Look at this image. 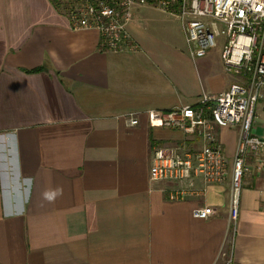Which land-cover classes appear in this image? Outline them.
I'll return each mask as SVG.
<instances>
[{"label": "crops", "instance_id": "crops-1", "mask_svg": "<svg viewBox=\"0 0 264 264\" xmlns=\"http://www.w3.org/2000/svg\"><path fill=\"white\" fill-rule=\"evenodd\" d=\"M125 29L131 48L103 50L52 0H0V264H264V151L262 165L246 158L228 230L237 125L215 126L223 182L149 178L155 148L183 153L201 141L152 126L147 112L195 105L239 80L224 68L225 38L192 57L177 16L150 5ZM254 131L264 133V107ZM176 188L184 199L168 198ZM201 206L215 212L193 217Z\"/></svg>", "mask_w": 264, "mask_h": 264}, {"label": "built area", "instance_id": "built-area-1", "mask_svg": "<svg viewBox=\"0 0 264 264\" xmlns=\"http://www.w3.org/2000/svg\"><path fill=\"white\" fill-rule=\"evenodd\" d=\"M73 30H95L103 50H123L128 45L126 24L137 6L150 5L173 13L181 23L188 52L201 57L216 45V37L225 38L221 53L226 71L239 77L222 92L203 93L195 105L169 110H149L152 126L159 123L199 137L198 149L166 153L154 149L149 178L192 185L198 175L204 183H221L227 174V162L216 144L215 126L237 125L239 135L230 174L228 230L234 234L242 178L248 171L246 158L252 153L263 164L264 138L254 131L255 107L264 88V0H52ZM129 125L138 123L134 113L127 115ZM186 191H169L171 200L184 199ZM215 212L211 206L192 210V216L206 219ZM231 255L225 264H231Z\"/></svg>", "mask_w": 264, "mask_h": 264}, {"label": "rangeland", "instance_id": "rangeland-1", "mask_svg": "<svg viewBox=\"0 0 264 264\" xmlns=\"http://www.w3.org/2000/svg\"><path fill=\"white\" fill-rule=\"evenodd\" d=\"M261 107H264V89H261V97H259V100L257 101L256 110L259 111ZM257 136L264 138V133L259 131Z\"/></svg>", "mask_w": 264, "mask_h": 264}]
</instances>
